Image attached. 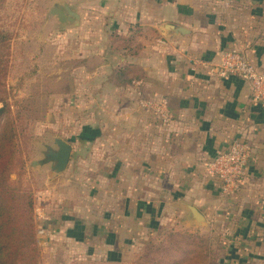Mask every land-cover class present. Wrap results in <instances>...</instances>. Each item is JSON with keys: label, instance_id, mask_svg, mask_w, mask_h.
Instances as JSON below:
<instances>
[{"label": "crops", "instance_id": "0c3cea01", "mask_svg": "<svg viewBox=\"0 0 264 264\" xmlns=\"http://www.w3.org/2000/svg\"><path fill=\"white\" fill-rule=\"evenodd\" d=\"M67 5L79 16L67 29L71 43L83 39L70 110L93 128L90 139L69 144L68 176L51 174L47 164L55 191L40 193L36 209L44 240L51 233L87 257L112 262L137 252L156 231H189L209 235L216 264H264V110L243 81L208 71L230 49L264 70V0ZM129 78L143 81L146 97L167 100L168 125L136 108ZM235 141L250 146L247 175L239 190L222 195L206 165ZM79 148L89 152L83 160Z\"/></svg>", "mask_w": 264, "mask_h": 264}, {"label": "rangeland", "instance_id": "374dc122", "mask_svg": "<svg viewBox=\"0 0 264 264\" xmlns=\"http://www.w3.org/2000/svg\"><path fill=\"white\" fill-rule=\"evenodd\" d=\"M67 2L18 0L16 11L19 18L12 27L15 35L9 44L8 74L5 79L7 100L15 120L18 153L23 160L20 181L22 187L33 194L37 229H45L35 218V211L39 207L38 197L40 193L45 194L47 189L54 190L55 187V184H47L48 165L43 163L45 152L48 148L55 149L52 142L55 138L78 146V141L90 139V127L93 128L89 127L87 118L73 115L70 110L73 103L69 102L68 97L72 70L82 62L80 52L83 39L77 36L75 45L71 43L73 38L67 30L70 27L59 24L50 15L52 8L60 7L61 3L67 5ZM69 6L76 12L81 11L78 6ZM76 152L80 153L81 160L86 157V152L89 153L82 148ZM98 153L99 150L96 151ZM62 174L68 176L69 173ZM16 179L15 175L11 176V180ZM156 232L158 234L152 238L153 241H161L162 231ZM50 235L48 242L44 237L38 239L42 244L38 247L41 264H134L144 246L137 252L122 255L119 260L105 262L97 257H87L85 250H74L64 239Z\"/></svg>", "mask_w": 264, "mask_h": 264}, {"label": "trees", "instance_id": "16d2710c", "mask_svg": "<svg viewBox=\"0 0 264 264\" xmlns=\"http://www.w3.org/2000/svg\"><path fill=\"white\" fill-rule=\"evenodd\" d=\"M18 0H0V264H41L34 222V197L22 187L23 160L18 153L15 120L5 79L9 44L19 18ZM122 46L125 40H115ZM137 78H129L128 83ZM15 175L16 180H11ZM144 243L134 264H216L209 235L169 230L161 241Z\"/></svg>", "mask_w": 264, "mask_h": 264}, {"label": "built area", "instance_id": "2783aa9c", "mask_svg": "<svg viewBox=\"0 0 264 264\" xmlns=\"http://www.w3.org/2000/svg\"><path fill=\"white\" fill-rule=\"evenodd\" d=\"M208 71L220 79L237 78L243 81L250 92L251 101L264 110V70H257L241 50L230 49L222 52L218 63L208 66ZM128 87L136 108L152 115L160 125L166 126L170 123L171 115L166 99L146 97L142 91L143 81L140 79L132 80ZM250 152L249 144L235 141L206 165L207 174L222 195L232 194L243 185ZM35 218H41L38 210L35 211ZM44 236L45 230L39 227L36 230L37 242Z\"/></svg>", "mask_w": 264, "mask_h": 264}, {"label": "water", "instance_id": "95a60500", "mask_svg": "<svg viewBox=\"0 0 264 264\" xmlns=\"http://www.w3.org/2000/svg\"><path fill=\"white\" fill-rule=\"evenodd\" d=\"M50 15L59 23L68 27L78 26L79 16L69 8L65 3H61L60 7L52 8ZM55 149L48 148L44 154L43 163L50 165L51 174H60L65 171L71 147L69 144L61 139H53ZM194 219L197 221L202 220L201 215L193 208H190Z\"/></svg>", "mask_w": 264, "mask_h": 264}, {"label": "flooded vegetation", "instance_id": "af4514ba", "mask_svg": "<svg viewBox=\"0 0 264 264\" xmlns=\"http://www.w3.org/2000/svg\"><path fill=\"white\" fill-rule=\"evenodd\" d=\"M53 142V141H52Z\"/></svg>", "mask_w": 264, "mask_h": 264}]
</instances>
